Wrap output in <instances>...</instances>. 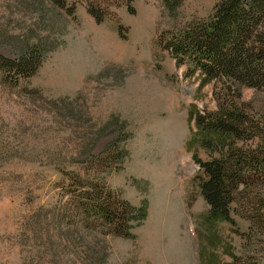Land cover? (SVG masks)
<instances>
[{
  "label": "rangeland",
  "instance_id": "rangeland-1",
  "mask_svg": "<svg viewBox=\"0 0 264 264\" xmlns=\"http://www.w3.org/2000/svg\"><path fill=\"white\" fill-rule=\"evenodd\" d=\"M219 2L182 0L168 11L164 0H67L70 13L51 0H0L2 54L16 58L27 38L56 47L33 77L0 86V264H87L54 252L61 237L44 213L69 192L57 184L55 156L112 144L129 155L104 170L107 186L146 216L131 222L132 238L98 236L107 264H264V222H251L264 208L233 206L236 224L210 219L188 143L192 107L216 110L214 83L200 90L165 46ZM261 91H243L260 115ZM91 133L95 147L83 141Z\"/></svg>",
  "mask_w": 264,
  "mask_h": 264
},
{
  "label": "trees",
  "instance_id": "trees-1",
  "mask_svg": "<svg viewBox=\"0 0 264 264\" xmlns=\"http://www.w3.org/2000/svg\"><path fill=\"white\" fill-rule=\"evenodd\" d=\"M181 1L164 0L168 11ZM51 2L74 11L67 0ZM88 8L97 21L104 20L100 7L90 4ZM48 44L46 39L27 38L16 58L0 52V86L18 87L33 77L56 48ZM165 44L177 67H185L186 76L199 80L200 90L214 83L216 110L200 111L193 106L190 111L194 129L188 148L200 166L198 186L210 207L211 221L236 224L233 206L256 202L264 208V113L254 112L255 107L243 100L245 89H264V0H220L206 19L190 22ZM68 112L71 122L77 121L75 109ZM89 135L83 141L95 147L100 136ZM128 155L112 144L100 153L63 151L55 156L57 184L69 190L68 199L60 196L44 213L61 237L54 250L58 258L74 252L76 259L80 253L87 264H107L108 244L98 236L133 237L131 222L143 219L146 207L137 209L111 191L104 173ZM260 214L258 220L251 218L252 226L264 222Z\"/></svg>",
  "mask_w": 264,
  "mask_h": 264
}]
</instances>
